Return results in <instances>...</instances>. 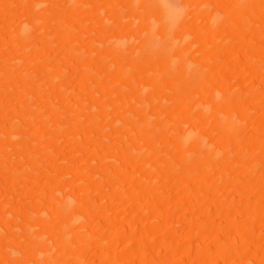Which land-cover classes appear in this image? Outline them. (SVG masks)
<instances>
[{"label":"rangeland","instance_id":"obj_1","mask_svg":"<svg viewBox=\"0 0 264 264\" xmlns=\"http://www.w3.org/2000/svg\"><path fill=\"white\" fill-rule=\"evenodd\" d=\"M0 264H264V0H0Z\"/></svg>","mask_w":264,"mask_h":264}]
</instances>
